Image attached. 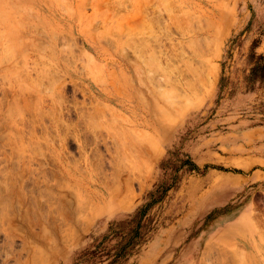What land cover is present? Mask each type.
Instances as JSON below:
<instances>
[{
    "label": "rangeland",
    "instance_id": "374dc122",
    "mask_svg": "<svg viewBox=\"0 0 264 264\" xmlns=\"http://www.w3.org/2000/svg\"><path fill=\"white\" fill-rule=\"evenodd\" d=\"M253 55L264 0H0V264H264Z\"/></svg>",
    "mask_w": 264,
    "mask_h": 264
},
{
    "label": "trees",
    "instance_id": "16d2710c",
    "mask_svg": "<svg viewBox=\"0 0 264 264\" xmlns=\"http://www.w3.org/2000/svg\"><path fill=\"white\" fill-rule=\"evenodd\" d=\"M255 55V54H254ZM254 67L252 68L251 75L248 78V81L251 85H256L257 83H260L264 88V56H254ZM187 165L190 167V172L198 171L199 168L192 162H188ZM174 186H168V187H161V190H158L154 195H151L152 202L147 204L144 208L141 209V211L138 214V217L142 219L146 213L147 210L153 206L154 204L160 202L163 200L166 193L173 188Z\"/></svg>",
    "mask_w": 264,
    "mask_h": 264
},
{
    "label": "bare ground",
    "instance_id": "6f19581e",
    "mask_svg": "<svg viewBox=\"0 0 264 264\" xmlns=\"http://www.w3.org/2000/svg\"><path fill=\"white\" fill-rule=\"evenodd\" d=\"M4 2V1H3ZM171 2V1H170ZM4 3H6V2H4ZM174 4V3H173ZM12 7V6H11ZM3 8V7H2ZM13 8V7H12ZM182 12V11H181ZM8 15V14H7ZM16 15H17V13H16ZM201 20V19H200ZM8 21V20H7ZM171 26V25H170ZM192 26V25H191ZM164 27V26H163ZM162 27V28H163ZM168 27V26H167ZM166 27V28H167ZM161 28V29H162ZM191 28V27H190ZM190 30V29H189ZM199 30V29H198ZM158 31V30H157ZM135 34V33H134ZM184 36V35H183ZM8 37V36H7ZM12 37V36H11ZM57 39H58V37H57ZM147 39V38H146ZM134 40V39H133ZM138 40V39H137ZM154 40H156L155 38H154ZM139 42V41H138ZM149 42V41H148ZM156 42V41H155ZM22 43V42H21ZM182 43V42H181ZM31 44V43H30ZM153 44V43H152ZM136 45H138V44H136ZM200 45V44H199ZM143 46V45H142ZM145 46V45H144ZM14 47V46H13ZM148 47V46H147ZM151 47V46H150ZM149 47V48H150ZM139 48V47H138ZM124 49V48H123ZM155 49V48H154ZM23 51V50H22ZM144 51V50H143ZM149 51V50H148ZM147 52V51H146ZM155 53V52H154ZM157 54V53H156ZM12 55V54H11ZM164 56V55H163ZM74 57V56H73ZM157 57V56H156ZM172 57V56H171ZM11 58V57H10ZM29 59V58H28ZM144 60V59H143ZM168 60V59H167ZM25 61V60H24ZM22 62V61H21ZM148 62H149V60H148ZM23 63V62H22ZM203 65V64H202ZM42 66V65H41ZM140 66V65H139ZM20 68V67H19ZM147 69V68H146ZM199 70V69H198ZM15 72V71H14ZM192 72V71H191ZM170 75V74H169ZM197 76V75H196ZM184 77V76H183ZM58 78V77H57ZM175 78V77H174ZM197 78V77H196ZM195 78V79H196ZM151 80V79H150ZM172 80H173V78H172ZM153 81V80H152ZM159 81V80H158ZM13 82V81H12ZM179 84V83H178ZM157 85V84H156ZM24 92V91H23ZM181 94V93H180ZM20 95V94H19ZM164 96V95H163ZM17 97V96H16ZM17 99V98H16ZM165 99V98H164ZM27 101V100H26ZM184 101V100H183ZM27 103V102H26ZM29 103V102H28ZM161 105V104H160ZM97 108V107H96ZM107 108V107H106ZM22 109V108H21ZM22 111V110H21ZM101 111V110H100ZM53 112V111H52ZM39 113V112H38ZM106 115V114H105ZM114 116V115H113ZM105 119V118H104ZM100 120V119H99ZM124 120V119H123ZM15 121V120H14ZM17 122H19V121H17ZM88 122H90V121H88ZM109 122V121H108ZM119 122V121H118ZM20 123V122H19ZM100 124V123H99ZM111 124V123H110ZM56 126V125H55ZM15 130V129H14ZM117 131V130H116ZM85 132V131H84ZM93 132V131H92ZM95 132V131H94ZM113 132V131H112ZM114 133V132H113ZM14 135V134H13ZM136 135H138V134H136ZM141 135V134H140ZM34 137V136H33ZM141 138H142V136H141ZM141 140V139H140ZM19 142V141H18ZM16 143V142H15ZM120 143V142H119ZM122 144V143H121ZM15 145V144H14ZM30 145V144H29ZM35 145H33L32 147H34ZM18 147V146H17ZM128 148V147H127ZM134 148V147H133ZM150 148V147H149ZM49 149V148H48ZM145 149V148H144ZM44 150V149H43ZM150 150V149H149ZM140 151V150H139ZM35 153V152H34ZM130 153V152H129ZM123 156V155H122ZM125 159V158H124ZM136 159V158H135ZM15 161V160H14ZM136 161V160H135ZM8 162V161H7ZM27 169V168H26ZM31 170V169H30ZM25 171V170H24ZM82 172V171H81ZM43 175V174H42ZM30 177V176H29ZM33 179V178H32ZM3 184V183H2ZM105 184V183H104ZM12 187V186H11ZM10 189V188H9ZM25 189V188H24ZM8 190V189H7ZM31 191V190H30ZM76 197V196H75ZM45 198V197H44ZM17 199V198H16ZM39 200V199H38ZM17 205V204H16ZM51 205V204H50ZM88 207V206H87ZM86 208V207H85ZM51 210V209H50ZM55 210V209H54ZM84 210V209H83ZM86 211V210H85ZM47 213V212H46ZM60 213V212H59ZM84 213V212H83ZM51 214V213H50ZM60 215V214H59ZM77 222V221H76ZM81 226V225H80ZM12 227V226H11ZM11 230H13V229H11ZM63 231V230H62ZM48 240V239H47ZM63 241V240H62ZM36 250V249H35Z\"/></svg>",
    "mask_w": 264,
    "mask_h": 264
}]
</instances>
